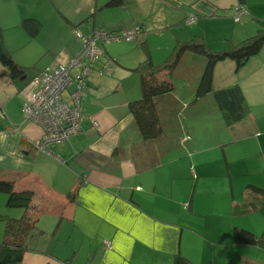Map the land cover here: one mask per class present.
Segmentation results:
<instances>
[{
  "label": "crops",
  "instance_id": "crops-1",
  "mask_svg": "<svg viewBox=\"0 0 264 264\" xmlns=\"http://www.w3.org/2000/svg\"><path fill=\"white\" fill-rule=\"evenodd\" d=\"M48 1L25 15L32 12L31 4L25 2L23 8L19 1L13 10L12 0H0V43L4 40L20 65L41 70L67 63L82 45L74 37L76 28L122 32L139 25L143 32L137 40V61L114 69L127 72L145 59L142 43L158 63L177 40L199 35L212 48L222 49L254 35L259 18L264 19V0H122L117 6L109 0ZM237 5L248 9L238 22ZM190 14L195 20L186 24ZM46 16L61 25L68 37L65 45L49 42L43 52L50 56L41 66L38 61L27 63L28 54L19 61L16 49L8 45L12 35L8 33L7 41L1 26H20V44L23 33L30 37L23 19L43 22L37 38ZM105 52L106 68L111 59L118 62V55ZM116 52L123 57L125 51ZM57 55L66 59L57 62ZM205 66L200 54L184 55L173 79L175 89L179 76L188 87L183 94L177 88L157 98L163 135L145 140L128 109V103L140 96L139 75L128 73L131 78L124 83L116 82L117 74L112 84H103L105 69L93 65L84 80L80 130L41 150L36 144L43 128L22 115L25 95L0 63V110L5 115L0 116V178L16 180L17 190H34L36 201L46 198L57 206L58 215L65 213L40 215L39 219L46 214L49 222L38 223L44 233L29 237L31 249L21 264H62L64 259L70 264H173L177 254L192 264H264V249L236 244L233 236L235 227L257 234L264 230V202L258 210L234 213L239 211L236 205L260 197L247 185L264 188V46L239 70L229 59L216 65L213 86L239 84L248 104L247 118L234 126H228L212 94L192 103ZM74 73L79 75L78 70ZM77 183L76 199L68 203L67 194ZM58 221L52 234L50 227Z\"/></svg>",
  "mask_w": 264,
  "mask_h": 264
},
{
  "label": "trees",
  "instance_id": "trees-1",
  "mask_svg": "<svg viewBox=\"0 0 264 264\" xmlns=\"http://www.w3.org/2000/svg\"><path fill=\"white\" fill-rule=\"evenodd\" d=\"M121 3L122 0L108 1L109 5L114 6ZM43 25V22L37 18H24L22 22V26L31 37H36ZM259 25L254 35L237 42L231 41L229 46L222 49H213L208 40L199 35L188 40H177L171 52L158 63L153 61L151 51L145 43H142L146 57L131 69L139 75L140 96L128 103V109L133 114L142 137L145 140H156L163 135L164 129L156 100L158 97L174 91L173 75L186 53H197L206 58V66L197 85L196 95L192 103L212 94L228 126H234L246 119L249 108L240 85L231 84L215 88L213 86L214 72L217 63L228 59L233 60L236 63V69L239 70L252 56L261 51L264 46V19L259 18ZM0 63L6 67L12 81L20 91L40 72V68L36 65L23 66L17 63L10 51L4 46L3 41L0 43ZM16 183V180L0 178V192L8 195L6 205L24 209L20 217L7 214L0 215V220L4 222L3 237L0 240V264L22 263L26 251L31 249L28 244L29 237L34 235L36 231L41 234L44 233V230L38 227L41 214L53 213L59 217L63 216L61 214H65L62 211L61 216L58 215L57 206L46 198L40 199V202L36 201L37 197L34 190H17ZM78 188L79 183L68 192V203L75 201ZM246 188L251 189L255 195L260 197L254 199L253 202L247 201L242 205H236L234 208L239 207V211L234 212L235 214L242 215L251 210H258L264 202V188L252 184L247 185ZM59 225L60 222L58 221L52 234H55ZM233 236L236 244L254 245L264 249V230L257 234L247 228L235 227ZM70 263V259L62 261V264ZM173 264H192V262L186 256L177 254Z\"/></svg>",
  "mask_w": 264,
  "mask_h": 264
},
{
  "label": "built area",
  "instance_id": "built-area-1",
  "mask_svg": "<svg viewBox=\"0 0 264 264\" xmlns=\"http://www.w3.org/2000/svg\"><path fill=\"white\" fill-rule=\"evenodd\" d=\"M235 11L236 21L248 12L243 5H237ZM194 20L195 15L190 14L186 22L192 24ZM142 32L143 28L139 25L123 32L104 29L84 32L76 28V37L82 43L79 51L67 63L47 65L42 68L22 90L25 95L22 108L25 119L43 128V136L36 144L38 149L47 150L50 145L67 140L80 130L84 80L94 70V61L102 52L98 47L99 43L104 44L107 40L122 38L138 40ZM75 70H78V76L75 75ZM93 124L97 126L98 123L93 121Z\"/></svg>",
  "mask_w": 264,
  "mask_h": 264
},
{
  "label": "rangeland",
  "instance_id": "rangeland-1",
  "mask_svg": "<svg viewBox=\"0 0 264 264\" xmlns=\"http://www.w3.org/2000/svg\"><path fill=\"white\" fill-rule=\"evenodd\" d=\"M19 1L23 2V8H24V4L25 2L27 4H31L32 6V12H26L27 14L25 15H31V13H36L37 10L41 7V2H45V4L48 5V0H12V4H13V10L19 8L20 4ZM34 2V3H32ZM0 9H1V5H0ZM128 12V11H127ZM137 11H135V15H137ZM47 22L45 25V28L43 29V31L41 32V34L35 38V37H28L25 36L23 33L22 38H20V44H18V40L17 39V35H18V28L21 29L20 26H18L17 24L16 27H12V28H6L4 26H1L4 29V33L6 34V36H8V33H10L12 35V38L10 36L7 37V41L9 40V37L12 39L13 43H10V49L12 51V47L13 46L16 50H15V54L14 56L16 57V59H18L19 61H25L22 58V55H27L30 57L29 61L27 63H33V61H38V66H41L42 64L46 63V60L49 59L50 54H45L44 49L47 47V44L51 41L56 42L57 44H54L56 47L58 46H64L65 45V41H67L68 37H64V33L63 31H61V25L60 24H55L54 25V20L52 22V20H49V16H46ZM186 22V21H185ZM10 23H14L13 20ZM187 24V22H186ZM135 25V24H134ZM133 25V26H134ZM24 32V31H23ZM121 32V31H120ZM123 32V31H122ZM74 34L75 39H78L76 37V34ZM189 39V38H188ZM79 40V39H78ZM140 41V40H139ZM137 40H126L124 38L122 39H112V40H107L104 45L102 43H99L98 47L102 50V52L99 53L98 57L95 59L94 61V67L96 68L97 66L101 67V69H105L104 72H101L102 74V78L101 81H103L105 84L109 83L112 84L113 80L112 78L117 75V78L115 79L116 82L118 81H123L124 83L127 82V78H131L132 76H136L135 78H138V74L136 72L133 71H125V70H121V69H117L114 70L116 67H121L124 69L123 65H125L124 63H126L127 61L129 62H134L137 61V51L139 48V42ZM4 42V40H3ZM215 48H220V47H213V49ZM119 49H124L125 52H123L122 54L124 55L122 57V55H120L119 53H117L116 51ZM105 50H107L108 52H111L113 55H118V62H115V60L111 59L108 68L105 67V60L107 57V52H105ZM10 51V50H9ZM64 55H65V51ZM68 52V51H66ZM103 52H105L106 54H104ZM104 55H103V54ZM18 55V58L17 56ZM103 55V56H102ZM202 57V55H201ZM203 58H205L203 56ZM66 58H61V56H55V60L57 62H61L64 61ZM94 71V70H93ZM124 72V75L122 76V73ZM128 73H130L131 77H127ZM129 76V75H128ZM119 79V80H117ZM87 80V79H86ZM132 81V79L130 80ZM178 83H179V88L176 86V89L178 88V92L180 94L185 93V88H187L188 86L186 85V81L184 80L183 77L179 76L178 77ZM182 82L184 84H182ZM137 86L139 87L138 81H137ZM175 89V90H176ZM66 93V92H65ZM64 93V96L67 97V94ZM190 103V102H189ZM4 109V108H3ZM189 110L186 109V111H184V114H186V116H189ZM23 115V114H22ZM0 116L2 118L5 117L4 112H2L0 110ZM24 118V117H23ZM43 130V129H42ZM189 138V136L186 137V140ZM36 152V151H33ZM43 161L42 160H36V164L38 163V165H41ZM8 195L4 192H0V215H10V216H14V217H20L23 212L24 209L22 207H8L6 205V201H7ZM47 215L44 214V216H42L39 219V224L44 225L46 222H49L48 218L46 217ZM3 229H4V222L0 220V240L3 237ZM51 230L54 229V226L50 227ZM29 242V241H28Z\"/></svg>",
  "mask_w": 264,
  "mask_h": 264
}]
</instances>
